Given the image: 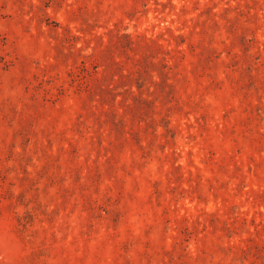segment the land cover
Instances as JSON below:
<instances>
[{
	"label": "rangeland",
	"instance_id": "1",
	"mask_svg": "<svg viewBox=\"0 0 264 264\" xmlns=\"http://www.w3.org/2000/svg\"><path fill=\"white\" fill-rule=\"evenodd\" d=\"M0 264H264V0H0Z\"/></svg>",
	"mask_w": 264,
	"mask_h": 264
}]
</instances>
